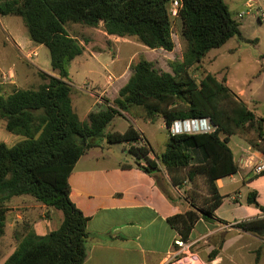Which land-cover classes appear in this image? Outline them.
I'll return each mask as SVG.
<instances>
[{
  "label": "trees",
  "instance_id": "16d2710c",
  "mask_svg": "<svg viewBox=\"0 0 264 264\" xmlns=\"http://www.w3.org/2000/svg\"><path fill=\"white\" fill-rule=\"evenodd\" d=\"M172 1L0 0V15L21 18L30 40L49 49L55 72L40 69L42 81L36 87H16L10 93L0 87V120L9 132L25 137L13 145L0 142V238L7 232L8 203L15 197L29 195L63 212L60 226L46 234H38L24 223L14 234L15 250L3 264H83L89 217L71 199L69 179L79 159L99 145L100 138L109 144L129 143V152L138 161L145 160L138 166L146 172L158 174L164 167L173 185L180 189L191 185V208L168 217L186 241L195 224L202 218L214 219L223 203L226 195L217 180L239 171L230 137L252 129L256 136L248 142L264 153V117L257 116L225 79L207 70L200 78L192 73V68L203 67L211 49L241 37L240 22L225 0H181L177 18L186 48L182 60L170 62L172 71L159 69L146 56H139L114 100L105 98L87 120L75 111L69 66L85 47L66 25L98 27L103 22L108 34L136 37L149 48L173 51ZM125 113L151 121L164 118L169 138L158 160L150 156L148 143L138 144L145 136L135 125L124 132H107L113 120ZM200 118H209L217 129L208 133L170 131L177 121ZM201 178L206 195L198 191ZM256 197V191L249 193L248 203L264 212ZM237 227L263 234L264 220H244ZM217 253L215 249L211 255Z\"/></svg>",
  "mask_w": 264,
  "mask_h": 264
},
{
  "label": "crops",
  "instance_id": "0c3cea01",
  "mask_svg": "<svg viewBox=\"0 0 264 264\" xmlns=\"http://www.w3.org/2000/svg\"><path fill=\"white\" fill-rule=\"evenodd\" d=\"M225 1L230 11L237 13L238 17L244 18L253 14L264 24V20L260 19L261 11L264 10V0ZM240 13H244V16H240ZM101 31L102 44L95 37H91L87 43L82 42L85 47L83 53L69 66L73 84L72 103L82 120H87L89 114L97 109L98 105L103 104L105 98L114 100L131 76L130 74L124 81H121L120 77L114 81V78L108 75L106 82L102 83L101 72L90 66L89 59L110 52L113 56L111 63L114 64L117 60H122L124 54L123 64L116 72L120 73L126 63L131 67L140 53L134 50V47L139 45L136 37L108 34L104 27ZM29 39L25 44L19 40L11 43L28 59L30 66L38 71L44 70L36 61H32L39 52L32 48L33 44H37ZM42 46L44 45H37V48ZM141 46L145 49V46ZM26 47L29 48L28 55L32 56L31 58L25 53ZM72 64L73 66L75 64L74 68ZM78 69H85L86 75L93 78L86 76L87 80L79 83L81 75ZM7 71L0 65V84L6 87L3 92L6 93L5 90L11 91L16 87L23 88L19 76L12 73L9 77L10 72L7 74ZM44 71L55 74L53 70ZM214 74L219 78L216 73ZM219 79H225L226 84L231 87L226 74ZM97 82L102 86L98 90H93L92 87ZM235 92L248 104L243 98V90ZM2 121L5 125L4 120H0V123ZM140 131L143 132L145 140L138 144L148 143L152 149L150 156L158 160L160 156L154 153L147 135L143 130ZM229 145L240 168L237 173L217 180L221 193L226 197L216 209L214 219L202 218L195 224L187 240L190 250L198 256L197 261L192 264H264V232L257 234L237 227V224L244 220H264V212L255 204L248 203L249 193L256 191L257 201L264 206V174H256L253 168L264 153L254 149L238 134L230 137ZM117 146L107 143L106 139H99V145L89 149L79 159L69 179L71 199L89 217L87 256L83 264H187L179 260L183 253L175 241L180 235L168 221V217L190 209V202L171 193L172 189L179 193L182 189L172 184L164 167H161L162 171L158 174L148 173L138 166V163H146L144 159L133 161L127 158L128 155L131 156L129 143H123L125 153L122 154H116ZM24 196L30 198L27 199L31 201V205L27 206L29 210L35 207L48 214L49 219L45 222L37 220V225L47 229L55 222L54 229L60 226L63 220L61 210L48 207L32 196ZM17 216L22 217L19 214ZM46 231L36 230L38 234H46L51 230ZM16 246L14 245L11 253ZM215 249H218V253L212 256L211 253Z\"/></svg>",
  "mask_w": 264,
  "mask_h": 264
},
{
  "label": "rangeland",
  "instance_id": "374dc122",
  "mask_svg": "<svg viewBox=\"0 0 264 264\" xmlns=\"http://www.w3.org/2000/svg\"><path fill=\"white\" fill-rule=\"evenodd\" d=\"M231 13L241 22V37L235 36L223 46L211 49L205 57L203 65L208 71L216 73L219 78H223L226 74L229 81L228 84L237 92L243 90V98L248 102L250 108L257 116L264 117V24L259 22L257 17L253 14L240 18L234 11H231ZM66 27L69 33L77 36L83 43H87L91 37L98 39L100 44L103 42L100 40L102 34L101 29H103L101 24L98 27H90L79 23H68ZM173 37L175 41V48L173 51H167L165 49L154 50L139 42V45L134 47V50L140 52L137 57L142 55L146 56L149 60L153 61L159 69L172 71L170 62L182 60L186 48V42L182 35V23L178 18L173 19ZM28 39V32L21 18L0 15V65L3 69L8 70L7 74L10 72L9 77H11L12 73L17 77L19 76V82L22 84L23 88L36 87L42 81L38 75V70L30 66L31 64L28 59L12 44L16 40L25 44V41ZM141 45L145 46L146 50L142 48ZM32 48L37 49L39 52L38 56L32 58V61H36L44 70L52 71L49 49L45 46L37 48V45L34 44ZM25 53H27L26 55L30 53L28 47H26ZM28 57L31 58L32 56L28 55ZM123 57L124 54L122 55V60ZM112 59L113 56L110 52L100 57L96 56L89 59L90 66L96 71L101 72L102 83L106 82L108 75H111L114 81L119 77L121 81H124L131 74V67L128 63L122 67L120 73H116L120 68L119 66L123 64V61L120 59L113 64L111 63ZM74 66L72 64L73 68ZM204 67L200 69L194 67L192 68V73L197 78H200L202 76V71L206 70ZM85 72V69L80 70L81 76L78 80L79 83L87 80V78H93V76L86 75ZM100 86L102 85L97 82L92 88L93 90H98ZM0 87L2 90L6 88L4 84H0ZM11 91L9 89L5 90L6 93ZM131 124L135 125L137 129L145 132L155 154L160 156L165 151L169 132L163 117L159 116L155 121H148L144 118L137 117L133 113H125L123 115H118L113 120L107 128V132H124ZM238 135L248 141L249 138H254L256 136V132L249 129L247 132ZM24 138L25 137L22 135L9 132L3 121L0 123V142L3 141L13 145ZM115 145H118L116 154L125 153L123 143H116ZM130 155L131 156H127L128 159H132L133 161L134 159L137 160L136 156L133 154ZM200 180L201 183L198 191L201 195H206L207 187L203 183V179L201 178ZM190 190L191 186L190 188L185 186L182 188L181 193L173 189L171 193L180 199L185 198L188 200V191ZM27 199L30 198H28V196H19L13 198L12 201L8 203L7 232L0 238V264L11 253L14 245H17L18 242L14 234L22 228L24 223H29L38 231L47 230L46 232H48L55 228V222H53V225H49L47 229L37 225V220L43 222L48 220V214L35 207L29 210L27 206L28 204L31 205V201ZM18 214L22 217L17 216ZM44 214L45 216H43Z\"/></svg>",
  "mask_w": 264,
  "mask_h": 264
},
{
  "label": "built area",
  "instance_id": "2783aa9c",
  "mask_svg": "<svg viewBox=\"0 0 264 264\" xmlns=\"http://www.w3.org/2000/svg\"><path fill=\"white\" fill-rule=\"evenodd\" d=\"M181 5V0H173L171 4V13L174 18L179 16V7ZM240 16H244V13H240ZM261 20H264V10L261 11ZM217 129V126L209 118L191 119V120H181L174 123L170 131L172 133H179L183 131L198 133V132H213ZM254 171L256 174H264V155L260 160L254 164ZM175 244L181 248L183 255L180 257V262L192 264L198 259L195 252L190 250L189 243L184 240L181 236L176 239Z\"/></svg>",
  "mask_w": 264,
  "mask_h": 264
}]
</instances>
